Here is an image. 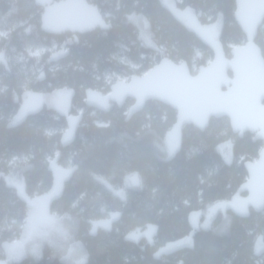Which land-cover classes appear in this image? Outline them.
<instances>
[{"label":"trees","instance_id":"trees-1","mask_svg":"<svg viewBox=\"0 0 264 264\" xmlns=\"http://www.w3.org/2000/svg\"><path fill=\"white\" fill-rule=\"evenodd\" d=\"M88 1L98 6L109 29L48 34L40 29L42 9L33 0H0V260L3 243L23 230V197L52 188L54 160L58 168H72L49 207L67 220L69 237L58 247L45 245L37 258L10 264H264V254L257 255L253 245L264 235V209H250L246 216L219 211L210 228L196 222L210 204L240 193L243 162L256 158L261 141L233 133L222 117L212 118L203 131L185 126L178 150H169L166 133L175 121L169 106L150 100L128 114L129 99L103 110L85 102L88 92L106 94L114 81L141 75L162 57L184 60L193 72L212 59L210 46L161 0ZM174 2L179 9L191 8L197 23L221 19L217 39L227 55L245 42L233 17L235 0ZM133 13L147 20L154 46L141 44L137 26L128 20ZM255 42L264 57V20ZM59 51L65 53L55 58ZM61 88L72 90L69 114L78 118L70 142H61L67 116L53 108L44 106L10 125L24 90ZM221 143H232L231 161L216 151ZM128 174L136 189L125 187ZM22 183L20 197L13 184ZM113 213L119 216L108 223ZM222 226L226 232L217 230ZM174 241L175 249L156 256ZM82 254L83 262L73 261Z\"/></svg>","mask_w":264,"mask_h":264},{"label":"water","instance_id":"water-1","mask_svg":"<svg viewBox=\"0 0 264 264\" xmlns=\"http://www.w3.org/2000/svg\"><path fill=\"white\" fill-rule=\"evenodd\" d=\"M33 2L42 9L40 29L48 34H84L111 27L98 6L88 0ZM233 17L245 34V42L231 47L230 57L209 26L196 23L193 30L212 50V59L198 66L196 73L191 72L184 60L176 62L162 57L145 73L114 81L106 94L88 92L85 102L103 110L110 103L121 107L131 99L128 114L141 111L150 100L169 106L176 115L167 137L176 148L185 125L203 131L212 118L226 117L231 131L239 136L249 131L252 140H261L262 146L255 160L243 162L246 178L239 186L241 194L219 203L224 210L246 216L250 209L256 212L264 209V57L255 42L264 20V0H235ZM129 175L124 178L126 188ZM23 198L26 201L28 196Z\"/></svg>","mask_w":264,"mask_h":264},{"label":"rangeland","instance_id":"rangeland-1","mask_svg":"<svg viewBox=\"0 0 264 264\" xmlns=\"http://www.w3.org/2000/svg\"><path fill=\"white\" fill-rule=\"evenodd\" d=\"M162 3L167 6L173 14L190 30L195 28L197 22H199L196 14L191 8L179 9L175 6L174 0H161ZM128 20L134 23L138 28V38L142 45L154 46L152 41V33L149 29V24L147 20L140 14H131L128 16ZM221 19H217L213 23L208 24L210 31L215 39L219 37L221 30ZM65 51L57 52L54 57H58L64 54ZM3 54L0 53V60H2ZM193 72L195 73L197 68L192 67ZM126 80V79H125ZM71 96L72 90L67 88L55 89L49 93H37L30 90H24L19 104V110L13 116L10 121V125H17L24 120L26 115L30 113H35L41 110L44 106L48 108L55 109L58 113L64 114L67 116V126L63 131L61 142L68 143L74 136L75 128L78 125V118L76 116L70 115L69 110L71 107ZM169 150L174 148V144L170 143ZM226 150L222 148V152L226 154ZM50 167L52 169L55 182L53 180L52 188L43 195L31 197L25 201L26 202V216L23 223V230L20 235L13 241L4 242L2 245V254L3 259L0 260V264H10L12 262L19 261L26 257L37 258L40 255L41 249L45 245L51 247H58L60 239H67L71 229L66 224V219L60 217L49 208L50 202L62 189V184L65 178L71 174L72 168L62 169L58 168L53 160L50 162ZM8 180V177H7ZM133 179L126 180V185L129 187ZM57 184L59 187H57ZM17 194L22 197L24 191V185L22 184H13ZM123 194V192H122ZM121 194V195H122ZM238 194V193H237ZM224 212V209L219 206V203L215 202L210 204L204 213V216L200 219L197 225L202 228H210L212 226V221L218 212ZM118 213H113L107 219L108 223L118 218ZM228 221L225 220L227 225ZM70 225V224H69ZM194 225V228L197 227ZM223 225V226H224ZM218 231L226 232L227 229L223 228ZM225 227V226H224ZM95 228L91 230L94 232ZM139 231L136 230L133 233L129 234V238H133L135 234ZM185 242V240H184ZM178 241L170 242L165 246L160 247L156 256H159L164 253H168L175 249L178 245ZM73 255V254H72ZM69 253V257L72 256ZM84 254L81 256H73V261H84Z\"/></svg>","mask_w":264,"mask_h":264},{"label":"flooded vegetation","instance_id":"flooded-vegetation-1","mask_svg":"<svg viewBox=\"0 0 264 264\" xmlns=\"http://www.w3.org/2000/svg\"><path fill=\"white\" fill-rule=\"evenodd\" d=\"M241 45V44H240ZM235 46H237V45H235ZM228 57H230L231 55H230V53H229V51H228V55H227ZM198 71V68H197V70H196V72ZM195 72V73H196ZM229 75H231V73L229 72ZM128 100V99H127ZM129 100H131V99H129ZM132 102H133V100H132ZM175 111V110H174ZM175 115H176V111H175ZM185 126H192V125H185ZM184 126V127H185ZM183 127V128H184ZM194 127V126H193ZM195 128V127H194ZM183 130V129H182ZM245 133H250L249 131H245V132H243V134L242 135H244ZM167 134V133H166ZM251 134V133H250ZM241 135V136H242ZM251 137H253V134H251ZM168 138V137H167ZM169 139V138H168ZM170 140V139H169ZM255 141H257V140H255ZM258 141H261V140H258ZM170 142L171 143H173L174 144V142L172 141V140H170ZM175 145V144H174ZM231 146H232V143H221V144H219L217 147H216V151H218L219 153H221L222 154V156H223V158L226 160V159H228L229 161H231V155H230V150H231ZM261 146H262V141H261ZM225 147V149L227 148V150H226V154H224L223 152H222V148H224ZM174 148L176 149V147L174 146ZM260 149V148H259ZM176 150H178V148L176 149ZM259 151V150H258ZM257 157V156H256ZM256 159V158H255ZM254 158L252 159V160H255ZM136 187H137V185L135 184V182L132 180L131 181V183H130V186H129V188H131V189H136ZM110 189H112L111 187H110ZM22 194H24V192L22 193ZM241 193H238L237 195H240ZM235 196V195H234ZM253 245H254V249H255V252L257 253V255H262V254H264V235L263 234H259L257 237H255V239L253 240Z\"/></svg>","mask_w":264,"mask_h":264}]
</instances>
